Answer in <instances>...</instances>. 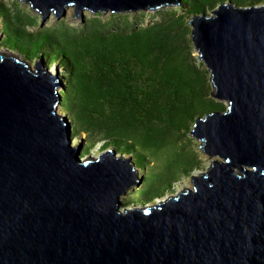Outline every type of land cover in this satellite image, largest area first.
Masks as SVG:
<instances>
[{
    "label": "water",
    "instance_id": "water-1",
    "mask_svg": "<svg viewBox=\"0 0 264 264\" xmlns=\"http://www.w3.org/2000/svg\"><path fill=\"white\" fill-rule=\"evenodd\" d=\"M43 22L68 7L126 14L181 0H22ZM212 97L193 135L219 157L193 189L122 210L142 184L133 158L85 157L59 111L57 76L40 61L0 53V264H264V5L232 0L189 21Z\"/></svg>",
    "mask_w": 264,
    "mask_h": 264
},
{
    "label": "trees",
    "instance_id": "trees-1",
    "mask_svg": "<svg viewBox=\"0 0 264 264\" xmlns=\"http://www.w3.org/2000/svg\"><path fill=\"white\" fill-rule=\"evenodd\" d=\"M181 1L182 14L172 8L158 10V19L147 24L142 18L118 15L104 21L97 14L86 18L81 28L63 20L44 28L18 4L12 8L1 3V44L30 61L46 56L49 66L58 63L67 71L62 110L70 116L74 138H89L84 155L86 148L89 154L96 147L114 149L119 155H132L146 169L149 153L178 146L181 133L200 116L224 111L212 97L206 70L192 54L189 19L229 0ZM232 1L247 8L264 3ZM29 28L39 30L32 34ZM181 148L174 164L180 166L181 177L192 178L199 162L193 152ZM160 182L165 187L162 194H153ZM173 183L145 180L146 187L138 193L153 204L171 191Z\"/></svg>",
    "mask_w": 264,
    "mask_h": 264
},
{
    "label": "rangeland",
    "instance_id": "rangeland-1",
    "mask_svg": "<svg viewBox=\"0 0 264 264\" xmlns=\"http://www.w3.org/2000/svg\"><path fill=\"white\" fill-rule=\"evenodd\" d=\"M4 4L8 7H12L14 8V4H18L22 9L25 10V12L32 16V17H37L39 19V22L41 23V27H44V28H50L56 24H58L60 21H65L67 24L71 25V26H75L77 28H81L82 27V24L83 22L86 20V18H91L93 16H95V14L89 12V11H85V20L83 21L82 18H78V17H75L74 16V13H75V8L74 7H68L67 9V14L66 16L60 18L59 16H57L56 18L54 17L53 15V12L50 14L48 20H46L45 22H43V18L41 19V16L37 13V12H34L32 11L31 9V6L28 4V3H25L24 1L22 0H0V4ZM261 5H264L261 4ZM260 5V6H261ZM173 10L177 11V13L180 15L183 13V11L179 8V7H175V8H172ZM166 9L162 10V11H165ZM141 13H144V14H141ZM208 13H211V12H208ZM157 14V15H156ZM119 16L121 18H124L126 16H130L131 19L133 20H138L139 18H142L143 20H145V23H150L152 20L155 21L157 20L156 19V16H158V11H148V12H137V13H126V14H111V13H108V14H102L101 18L104 20V21H108L110 20L111 18H113V16ZM192 18V17H191ZM190 18V19H191ZM189 19V21H190ZM191 28V31H192V27ZM39 30V28H29L28 29V32L34 34L36 33L37 31ZM3 38H4V34H3V21H2V17H0V53H8V51H11V47L7 45V43H4L3 45H5L4 47H2V44H1V41H3ZM189 39L191 40V34L189 36ZM192 54L197 62V64L199 65V67H201V69H204L206 70L207 72V79H208V82L210 84V88H211V91L213 92L214 91V86H213V81H212V75L210 74L209 72V69L207 68V66L202 63V61L199 59V56H198V52L196 51V48L194 46V44L192 43ZM9 54V53H8ZM13 54L19 56L23 61H30V60H27L23 55H21L19 52H14L13 51ZM10 55V54H9ZM37 61H40L45 67H48L50 69V71H54L52 74L55 75V73L57 71H59V75H60V78H61V81H62V85L59 86V93L61 95V100L63 101V99L66 98V92H64V90H67V87H68V76H67V71L64 69V67H61L60 64L58 63H53L52 66H49L50 64V61L49 59L46 57V56H43L42 58L40 59H35L34 61H32V67L33 69H35V64ZM215 99V98H213ZM217 102L221 103L222 106L224 107V111L227 110L229 104H228V101L226 100H219V99H215ZM59 112L66 117L67 121L70 122V125H71V133H72V136L74 138V135H73V123L71 122L70 120V116L64 112L62 110V104H61V107L59 108ZM195 128V123H191L190 127L188 130H184L182 133H181V137L179 138V145L178 146H174V147H171V146H165L163 147L156 155H152L151 153H149V163L147 164V167L146 169H144L141 165V163L139 162L138 159L136 158H133L132 155L130 156H127V155H124L125 159H129V158H133L134 159V163L136 165V168L139 169V174H140V177H144V180L142 182V184L138 187H134L131 189V192L126 195V196H123L122 197V210H125V209H128V208H131L133 209L134 206L132 205V203H135L136 205L138 206H141V207H145V206H148V205H151L150 203L148 202H145L143 199H141L139 193H138V190H142L146 187V184H145V180L148 181V183L154 181H158V180H161V181H171V182H174L172 184V187H171V191L166 194L164 197H161V199H157L155 202H159V201H162V200H165L167 199L168 197H171L173 195H178L180 194L181 192H183L185 189H193L194 187V182L191 178H188L186 179L185 177H181L182 174L180 173V166H177L176 164H174V160L176 159L177 157V154L180 153V152H183L182 148L181 147H184L185 151L187 152H193L194 155H196L197 157V161L199 162V167L198 169L194 170L193 172V176H199L200 174L202 173H205L207 170H209V168L211 167V163L213 160L219 158V157H211L209 156L207 153H205L201 148L203 146V141H201L200 139L196 138L195 135H193V130ZM78 139H73V145L74 146H77L81 140L79 139H83L84 140V144L85 146L89 147L90 143H88V136L86 134H81L79 137H77ZM100 146H103V145H100ZM97 150L95 149L91 155L94 156V157H97L99 156L100 152L99 147H96ZM84 152H86V158L89 157V149L86 148L84 150ZM192 176V177H193ZM176 181V182H175ZM164 183L160 182V183H157L154 185V191L152 192L153 194H162L161 192L163 191L164 189ZM132 202L131 204H129V202Z\"/></svg>",
    "mask_w": 264,
    "mask_h": 264
},
{
    "label": "bare ground",
    "instance_id": "bare-ground-1",
    "mask_svg": "<svg viewBox=\"0 0 264 264\" xmlns=\"http://www.w3.org/2000/svg\"><path fill=\"white\" fill-rule=\"evenodd\" d=\"M54 71H52V73H53ZM55 76H57V78H58V85L59 86H61L62 85V81H61V78H60V75H59V71H57L56 73H55Z\"/></svg>",
    "mask_w": 264,
    "mask_h": 264
}]
</instances>
